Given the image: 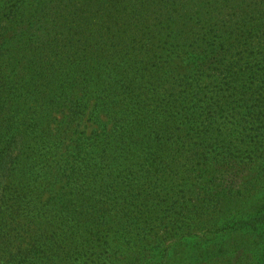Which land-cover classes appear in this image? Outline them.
<instances>
[{
    "label": "rangeland",
    "instance_id": "obj_1",
    "mask_svg": "<svg viewBox=\"0 0 264 264\" xmlns=\"http://www.w3.org/2000/svg\"><path fill=\"white\" fill-rule=\"evenodd\" d=\"M156 1L49 0L51 10L43 15V28L38 37L49 28L50 19L56 29L53 35L48 33L51 37L45 38V43L41 38L37 41L24 36L14 39L13 32L0 42L10 45L23 38L22 41L33 40L23 42L21 52L26 56L19 59L20 75L24 79L25 69L38 79L41 73L52 75L47 81L69 75L76 67L82 71V79L89 85V94L85 97L88 115L71 138L65 140V148L69 147L67 152H92L95 138L133 124L146 141L142 152L136 154L138 158L132 168L126 171L128 178L119 186L121 191L102 198L107 206L101 209L110 214L92 222L91 229H100L97 238L88 243L80 240L76 245L66 242L56 248L46 240L27 260L14 256L5 258L0 253V264H66L63 260L68 254L79 259L76 264H178L190 246L200 250L212 248L213 243L221 242L219 238L226 235L222 220L217 222L212 216L225 211V216L230 218L255 202L257 191L264 185L262 49L248 48L250 45L239 38L234 54L258 59L253 69L245 73L237 70L235 75L230 74L233 76H224L221 69L236 61L229 55L222 64L218 61L211 69L190 74L191 78L178 83V77L187 71L182 63H177L178 56L166 53L165 38L172 35L171 32L162 28L157 37L149 28ZM197 1L189 0L184 21L200 28L201 19L194 13ZM34 2L0 0V20L11 19L16 7L32 6ZM226 2L217 0L216 7L208 5L205 17L230 21L232 3ZM35 9L28 12L27 18L36 15ZM243 20L247 23V19ZM37 21L32 18L26 22L28 28L34 29ZM10 24H14L13 20ZM15 27L23 29L25 24ZM205 32L203 28L199 37L187 39L188 45L182 53L193 55L194 50L203 51L205 45L194 43H202ZM40 53L46 57L39 56ZM38 62L43 71H31L38 67ZM25 76L29 79L30 74ZM105 81H121L136 89L128 92L123 87L119 89L121 95L113 94L120 109L128 111L114 116L111 121L102 108L106 101L114 105L109 100L110 84L104 85ZM169 85L176 88L171 95L166 92ZM98 103L103 104L98 107ZM62 159L67 160L66 169L58 185L49 188L52 193L49 195L63 193L73 209L71 212L82 210L81 205L87 209L90 205L83 203L85 196L77 188L76 179L71 177V165L76 157L65 154ZM218 175L223 184L233 188L227 198L222 199L227 203L226 208L215 192H209ZM88 187L85 185L83 189L91 194ZM119 195L125 197L117 199ZM113 214L128 216L130 220L121 224L116 218L118 222H111ZM209 221L214 222L209 224ZM77 222L78 219L72 224L77 225ZM54 231L49 232L50 237L54 236ZM130 241L144 243L139 247L145 249L143 255ZM232 257L228 254L224 262L210 264H228Z\"/></svg>",
    "mask_w": 264,
    "mask_h": 264
},
{
    "label": "trees",
    "instance_id": "obj_2",
    "mask_svg": "<svg viewBox=\"0 0 264 264\" xmlns=\"http://www.w3.org/2000/svg\"><path fill=\"white\" fill-rule=\"evenodd\" d=\"M181 1L158 0L153 3L154 12L149 17V28L154 36L158 37L162 28L172 34L165 38L166 53L178 56L177 63H182L187 71L182 77L177 75L178 83L191 78L190 74L196 75L211 69L210 66L218 65V61L222 64L229 55H233L236 61L226 66L228 68L221 69L224 76H233L230 74L235 75L237 70L245 73L253 69V65L259 62L258 59L234 54L238 49L239 38L250 45L248 48L262 49L260 55L264 59V2L227 0L226 3H232L231 20L219 22L205 17L207 6L216 7L217 0H198L194 13L201 19L202 27L199 28L194 23L184 21L189 0ZM50 7L49 0H35L32 6L22 4L16 7L11 13V19L0 20V42L6 39L8 33L13 32L14 39L24 36L28 39L36 38L37 41L41 38L40 41L45 43V38H50L49 34L53 35L56 29L54 21L50 19L47 23L49 28L43 30L42 37H38L43 28V15L51 10ZM34 8L36 15L27 18L28 12ZM32 18L38 20V25L29 29L26 22ZM243 18L247 19V23H244ZM12 20L13 25L10 24ZM18 24H25V27L16 28L15 25ZM203 28L206 29V36L201 39L203 42L194 44H203L205 49L198 52L194 50L193 55L182 53L188 45L187 39L199 37ZM31 33L35 35H30ZM22 40L16 44H0V253L5 258L14 256L18 260H27L36 247L46 240L56 248L66 242H74L76 245L80 240L88 243L97 238L100 229H91L93 223L110 214L101 209L102 206L103 209L107 206L102 203V198L121 191L119 186L128 178L125 173L132 168L134 160L138 158L136 154L142 152L146 141L142 134L136 132L137 127L133 124L130 128L116 129L104 137L95 138L92 152H67L69 147L65 148V140L71 138L88 115L85 97L89 94V85L82 79L79 67L72 69L69 75L64 74L50 81L47 80L52 75L45 76L41 73L38 79L36 74L25 69L30 77L27 79L24 73L25 79L22 78L19 59L26 56L21 52L24 50L23 42H33ZM39 56L46 57L44 53ZM37 64L38 67L31 71H43L41 63ZM229 70L233 73L227 72ZM103 83L106 86L110 84L112 95L109 100L114 104L111 106L107 101L103 102L102 108L109 121L114 116L127 114L128 110L120 109L121 105L115 101L113 94L121 95L119 89H124L123 87L128 92H135L136 89L125 86L126 83L121 81ZM175 91L176 88L171 85L166 89L167 95ZM102 104L97 105L99 107ZM91 114L95 116L93 111ZM118 121L120 120L117 118L116 122ZM65 154L76 157L72 161L71 177L76 179L77 188L85 196L83 203H89L90 207L87 209L81 205L82 210L71 212L73 209L69 207L63 193L49 195L52 194L49 188L58 185L62 171L66 169L67 160L62 159ZM220 177L216 176V183L209 192H215L220 202L224 203L222 199L227 198L233 188L223 184ZM85 185H89L88 191L91 194H86L83 189ZM124 197L119 195L117 199ZM254 201L250 207L230 218L225 216V211L212 216V220H222L226 235L219 238L221 242L213 243L212 248L200 250L190 246L178 264L221 263L228 254L233 256L228 264H264V185L257 191ZM224 205L226 208L227 203ZM113 216L111 222H118L116 218L120 219L118 223L121 224L130 220L128 216L122 217L120 214ZM77 219V225L72 224ZM212 222L214 221H209V224ZM54 229V236L50 237L49 232ZM130 245L139 248L144 243L130 241ZM139 250L143 255L145 249ZM78 260L75 255L68 254L63 261L66 264H76Z\"/></svg>",
    "mask_w": 264,
    "mask_h": 264
}]
</instances>
